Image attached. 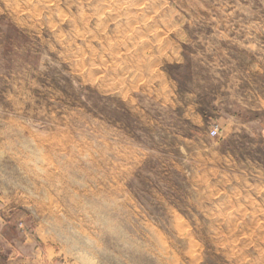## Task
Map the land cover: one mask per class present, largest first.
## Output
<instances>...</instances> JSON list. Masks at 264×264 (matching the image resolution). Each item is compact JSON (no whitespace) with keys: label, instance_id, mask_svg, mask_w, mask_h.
<instances>
[{"label":"rangeland","instance_id":"rangeland-1","mask_svg":"<svg viewBox=\"0 0 264 264\" xmlns=\"http://www.w3.org/2000/svg\"><path fill=\"white\" fill-rule=\"evenodd\" d=\"M263 126L264 0H0L22 264H264Z\"/></svg>","mask_w":264,"mask_h":264},{"label":"crops","instance_id":"crops-1","mask_svg":"<svg viewBox=\"0 0 264 264\" xmlns=\"http://www.w3.org/2000/svg\"><path fill=\"white\" fill-rule=\"evenodd\" d=\"M263 132H264V126H263ZM7 248L8 247H7V244H6L5 236L3 234H0V264H22V262H25V261L28 260V256L27 255H24V256L21 255V257H24V258H23V260L20 259L21 257H19V255H20V251L19 250H17V251L14 250L13 251V249H12L9 252L7 250ZM15 257L17 258L16 260L14 259Z\"/></svg>","mask_w":264,"mask_h":264},{"label":"built area","instance_id":"built-area-1","mask_svg":"<svg viewBox=\"0 0 264 264\" xmlns=\"http://www.w3.org/2000/svg\"><path fill=\"white\" fill-rule=\"evenodd\" d=\"M217 131L216 130H214V133H216Z\"/></svg>","mask_w":264,"mask_h":264}]
</instances>
